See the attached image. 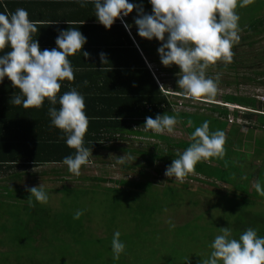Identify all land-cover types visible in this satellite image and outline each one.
<instances>
[{
	"label": "rangeland",
	"instance_id": "1",
	"mask_svg": "<svg viewBox=\"0 0 264 264\" xmlns=\"http://www.w3.org/2000/svg\"><path fill=\"white\" fill-rule=\"evenodd\" d=\"M250 12L264 16V0H251L239 16L244 19ZM130 26L129 31L133 34L137 27L134 22ZM239 35L240 41L232 47V59L241 64L229 69L221 68L226 65L217 61V67H209L206 70L209 77L219 76L217 94L211 99L190 100L196 106L186 104L185 110L210 107L209 102L220 103L224 93L253 96L256 89L264 86V80L257 84L246 82L247 76L256 77L254 68H263L264 62L253 57L264 51V36L250 39L256 43L248 46L241 40L245 35L241 29ZM233 63L227 65L233 66ZM148 67L151 68L150 63ZM159 67L162 68V64ZM153 73L155 75V71ZM164 73L161 75L165 76L166 89H169L179 72L175 75ZM235 80L240 83L236 85ZM203 112L211 113L208 109ZM229 118L232 120L228 124H236L239 130L238 133H226L225 130L223 158L203 160L211 165L208 166L212 183L187 177L182 180L168 178L155 159H144L137 153V149L153 142L164 148L166 143L158 136L170 140L190 139L192 131L185 132L178 121L172 134L152 131L155 135L146 140L142 134H128L125 141L116 142L110 150L92 152L91 163L81 167L79 176L70 173L62 164L32 166L27 174L14 182L22 192L19 188H0V264H200L210 254V244L222 227L229 226L234 238L249 227L264 236V197L254 188L257 180L264 186V134L256 128L259 126L255 121L248 124L233 115ZM205 120L209 121L210 131L219 129L208 118H202L194 129ZM249 130H252V138L258 136L253 139L252 150L246 143ZM241 134L245 135L244 140ZM125 152L137 157L139 163L134 170L125 169L123 165L113 166L117 157ZM133 162L126 163L132 165ZM198 163L202 164L201 161ZM60 171L69 175L59 177ZM97 176L106 179H91ZM145 178L152 181L145 191L121 187L114 182ZM182 183L192 189L191 194L195 197L189 198L190 190ZM0 184L12 185L2 180ZM40 184L48 194V202L42 204L33 200L35 206L30 207L26 189ZM77 210H82L83 215L74 220ZM169 219L175 224L174 228L166 223ZM115 231L121 233L120 240L125 244V251L118 260L112 259L111 251Z\"/></svg>",
	"mask_w": 264,
	"mask_h": 264
},
{
	"label": "clouds",
	"instance_id": "2",
	"mask_svg": "<svg viewBox=\"0 0 264 264\" xmlns=\"http://www.w3.org/2000/svg\"><path fill=\"white\" fill-rule=\"evenodd\" d=\"M74 3L85 7L93 4L95 17L105 29L111 28L117 19L124 23L126 17L135 8L137 17L134 24L138 35L142 38L162 42L157 49L163 66L175 64L179 67L177 87L183 94L191 98H213L218 91L219 76L215 79L206 75V70L217 61L225 65L231 63L232 47L240 41V19L237 7H246L251 0H149L151 14L143 10L142 5L130 3L129 0H73ZM24 8H17L14 12L7 10L0 12V50L5 47L10 50L0 55V83L7 77L20 94L11 98L15 105L24 108L40 107L45 98L51 105L59 103V108L50 107L48 115L51 125L62 130L65 144L75 149L74 155L65 156L62 160L67 170L80 175L82 166L91 163V149L84 147V136L87 131L88 117L84 111V96L72 88L59 96L60 82L74 79L73 68L69 56L81 51L86 37L78 28L70 26L59 32L55 39L56 47L41 50L39 43L33 39L38 32L36 21L29 18ZM56 22H49L48 25ZM70 25V22L66 21ZM130 29V25H124ZM87 57L89 54L83 52ZM102 64L106 61L105 54L100 53ZM87 84V81L84 82ZM258 103L264 104L259 100ZM228 106V104H226ZM231 106H228V108ZM231 110L240 114L263 113L247 106L233 105ZM236 111V112H237ZM230 114V116H232ZM254 121V120H253ZM176 117L172 115H156L155 118L146 117L143 124L145 131L157 134L174 133ZM191 121L189 124L191 125ZM248 127H253L249 125ZM192 143L177 158L166 167L164 175L182 180L194 171L195 165L209 158H223L226 135L223 130L210 131L209 121L205 120L191 132ZM117 157V156H116ZM126 153L117 157L115 164L124 165L129 160H136ZM256 193L264 197V186L260 180L254 184ZM29 193L27 203L34 207L37 203H47L48 194L43 186L27 188ZM83 215L77 210L73 219L78 220ZM170 228L175 224L166 221ZM121 233L115 231L111 240L112 259L118 260L125 251V244L120 240ZM211 252L200 261V264H264V236H259L254 228H247L238 238H234L231 228L222 227L210 244Z\"/></svg>",
	"mask_w": 264,
	"mask_h": 264
},
{
	"label": "trees",
	"instance_id": "3",
	"mask_svg": "<svg viewBox=\"0 0 264 264\" xmlns=\"http://www.w3.org/2000/svg\"><path fill=\"white\" fill-rule=\"evenodd\" d=\"M129 2L142 5L144 12L151 14L152 6L149 0H129ZM91 5L94 10L93 14L90 15V18L92 16L94 18L92 21L85 20L84 17L82 18L74 12L68 19L52 21L56 22L52 25L45 24L48 26L42 29L43 34L33 38L38 41L41 50H50L56 47L55 39L59 32L67 30L70 26L78 28L86 37L87 42L81 51L68 57L73 68L74 79L61 81L60 91L56 95L58 100L64 92L76 88L84 96V111L88 117V126L83 146L91 149V152L110 150L116 142L125 141L128 134L139 136L142 134L144 140L155 135L151 130L145 131L143 124L146 117L155 118L158 114L163 115L165 113L175 116L185 132L194 131L193 126L198 125L202 118L210 119L216 123V127L225 132L229 125L230 114L237 112L230 110L227 105L223 104L247 106L264 111V104L258 103L251 96L237 95L236 93H224L221 96L222 102H209L211 103L210 107L197 108L195 111H187L184 108L178 109L167 91L174 93L182 91L176 83L179 76H175L172 84L169 85V89H166L168 82L165 80V76L161 74L167 72L175 75L180 72L179 67L175 64L159 67L161 61L157 49L162 42L155 38L152 40L142 38L138 35L137 30L131 34L129 29L124 26L134 22V18L137 17V10L134 8L127 18L123 17L125 18L123 19L124 23L117 19L111 28L105 29L103 25L97 22L94 6ZM241 11H244V7L240 10L236 9L238 15H241ZM244 17L238 21L240 29L245 33L241 40L251 46L256 43V40L250 39L264 36V16L262 14L255 16L254 13L251 14L250 12ZM66 21L70 22V25ZM83 52H87L89 55L85 57ZM4 53V49L0 50V55ZM100 53L105 54L107 62L104 64L101 62ZM253 58H257L258 62H264V51ZM147 62L150 63L151 68L148 67ZM231 62H234L233 66H220L221 68L230 69L232 67L234 69L236 65L241 64L233 59ZM210 67L217 66L214 64ZM153 71H155V75ZM253 71L256 77L247 76L246 82L257 84L259 80H264V65L258 70L254 68ZM208 72L206 71L207 76ZM85 81H87L86 85L84 84ZM234 83L238 85L240 82L235 80ZM19 94V89L14 88L8 78L7 80L4 78L3 82L0 83V181L12 184L11 186L0 184V188L8 186L12 190L19 188L22 192L23 190L14 182L19 181L24 174H27L29 168L50 164L63 165V158L74 155L75 149L69 148L65 144V140L62 139L64 135L62 130L51 125L48 109L50 107L58 109L59 103L53 106L49 103L48 98H45L43 104L38 108H24L22 105H15L11 102V98ZM187 101V105L190 107L196 106L194 102L188 104L189 100ZM205 109H208L211 115L204 113L203 110ZM243 118L249 121L254 120L258 124L257 126L264 124L262 123L264 114L244 113ZM189 121L192 122L191 125ZM235 126L237 125L235 124ZM158 137L166 143L164 148L153 142L137 149V153L144 159L148 157L155 159L162 170L166 169L172 160L177 158L178 152H182L192 143L191 139L170 140L164 136ZM127 151L133 152L134 149H127ZM138 163L139 161L135 160L132 165L125 163L123 167L134 170ZM201 163H197L194 171L185 177L193 181L212 183L209 180L211 177L209 166L211 165L203 160ZM58 174L59 177L69 175L63 171L58 172ZM91 179L104 181L106 178L97 176ZM114 182L121 187L132 188L135 191L136 189L145 191L152 183L148 178L141 181L120 179ZM182 184L190 190L189 198L195 197L191 194L192 189L187 187V184Z\"/></svg>",
	"mask_w": 264,
	"mask_h": 264
},
{
	"label": "crops",
	"instance_id": "4",
	"mask_svg": "<svg viewBox=\"0 0 264 264\" xmlns=\"http://www.w3.org/2000/svg\"><path fill=\"white\" fill-rule=\"evenodd\" d=\"M17 8L26 9L29 14L28 18L32 21L38 22L37 23L38 32L33 34V38L35 36L39 37L40 34H43L42 29L48 26L45 24H49V22H52V21L68 19L74 12L79 14V16L82 18L84 17L85 20L92 21L94 19L93 16L90 18V15H92L94 11L90 3H88L85 7H81L79 4L74 3L73 0H0V12H3L5 10H7L8 12H14ZM89 8H90V11H89ZM87 12L89 13L91 12V13L89 14ZM133 37L135 39V36ZM9 50L10 49L7 47L4 48L5 52ZM5 78L7 80V77ZM262 114H264V111ZM262 123H264V120ZM256 128L264 134V124ZM238 130H239L238 126H235V125H232V126L228 125L226 127V131H232L234 133H238ZM244 136L241 134V137L243 140L245 138ZM257 137L258 136L253 135V138H252V130H249V134L247 135V138L249 140L246 141V143L248 144L249 150H252V148H254L253 139Z\"/></svg>",
	"mask_w": 264,
	"mask_h": 264
},
{
	"label": "bare ground",
	"instance_id": "5",
	"mask_svg": "<svg viewBox=\"0 0 264 264\" xmlns=\"http://www.w3.org/2000/svg\"><path fill=\"white\" fill-rule=\"evenodd\" d=\"M146 64L148 65L149 63L147 62ZM257 90L258 89H256L255 93H253V96H251L255 100H258L257 97H256ZM167 93H169V95L171 97H178L179 100L178 99L174 100L178 109L185 108L186 107L185 105L187 104V102H188L187 100L188 99H189V103L188 104H192L194 102V101H190V100H193L194 98L186 96L185 94H183V91H181L180 93H174V92H171V91L170 92L167 91ZM185 97L188 98V99H185ZM188 107H190V106L188 105Z\"/></svg>",
	"mask_w": 264,
	"mask_h": 264
},
{
	"label": "built area",
	"instance_id": "6",
	"mask_svg": "<svg viewBox=\"0 0 264 264\" xmlns=\"http://www.w3.org/2000/svg\"><path fill=\"white\" fill-rule=\"evenodd\" d=\"M256 97L259 101L261 102H264V86L260 87L258 90H257V93H256ZM230 117V116H229ZM236 118H242L240 116H237ZM229 120H232V119H228Z\"/></svg>",
	"mask_w": 264,
	"mask_h": 264
}]
</instances>
